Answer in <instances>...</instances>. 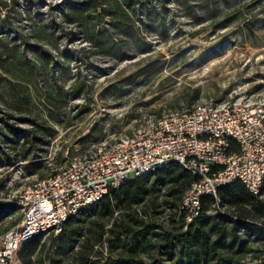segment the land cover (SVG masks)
<instances>
[{
  "label": "trees",
  "instance_id": "obj_1",
  "mask_svg": "<svg viewBox=\"0 0 264 264\" xmlns=\"http://www.w3.org/2000/svg\"><path fill=\"white\" fill-rule=\"evenodd\" d=\"M7 1L0 0V132L11 135L14 144L38 147L52 135L47 113H61L69 92L85 91L77 78L66 90L60 83L57 59L62 57L61 41L70 35L88 49L127 58L132 47L139 51L148 47L145 37L151 31L145 21L169 4L213 31L230 19H243L246 23L239 33L254 36L253 27L264 24V16H259L264 15V2L245 12L241 7L247 9L248 4L240 0H65L56 13L41 14L40 0H21L34 5L27 9L29 22L23 29L8 14L2 16ZM147 65L131 75H144ZM23 122L27 126H21ZM231 148L238 150L234 141ZM21 160L28 158L22 154ZM195 179L175 161L129 178L68 218L59 233L24 241L16 252L18 262L264 264V184L258 195L241 181L219 186L215 196H201V215L187 221L181 200ZM11 206L0 201V213ZM15 223L0 229V234ZM48 242L54 248L44 253Z\"/></svg>",
  "mask_w": 264,
  "mask_h": 264
},
{
  "label": "rangeland",
  "instance_id": "obj_2",
  "mask_svg": "<svg viewBox=\"0 0 264 264\" xmlns=\"http://www.w3.org/2000/svg\"><path fill=\"white\" fill-rule=\"evenodd\" d=\"M64 1L40 0L37 10L54 14ZM7 2L2 16L8 14L25 29L29 22L25 14L34 5L21 0L18 4ZM261 2L264 0L239 1L248 4L247 9L241 7L245 12ZM157 10L158 14L145 21V28L151 31L145 37L148 47L140 51L132 47L127 58L88 49L73 35L61 41L62 57L57 64L62 88L66 90L77 78L84 82L85 91L77 95L69 92L61 113H47L53 130L41 147L14 144L11 135L0 132V201L12 204L0 213V229L19 219L14 196L23 186L39 180L40 174L42 178L50 175L95 146L144 130L159 117L192 109L209 98L251 97L252 105H264V24H256L255 35L247 36L239 33L246 23L243 19H230L213 31L171 4ZM200 28L204 29L192 35ZM145 64L144 75H131ZM22 154L28 160H21ZM47 235L42 233L41 240ZM53 248L48 242L44 253ZM18 261L15 254L13 264Z\"/></svg>",
  "mask_w": 264,
  "mask_h": 264
},
{
  "label": "built area",
  "instance_id": "obj_3",
  "mask_svg": "<svg viewBox=\"0 0 264 264\" xmlns=\"http://www.w3.org/2000/svg\"><path fill=\"white\" fill-rule=\"evenodd\" d=\"M232 141L238 150L231 148ZM170 161L196 177L181 200L187 221L201 215V196H215L219 186L241 181L258 195L264 184V105H252L251 97L206 99L192 109L159 117L144 130L95 146L23 186L14 196L19 219L0 234V264H13L27 239L59 233L81 208Z\"/></svg>",
  "mask_w": 264,
  "mask_h": 264
}]
</instances>
